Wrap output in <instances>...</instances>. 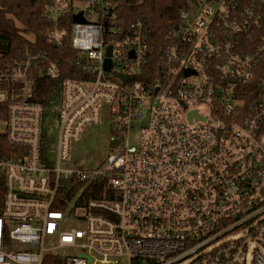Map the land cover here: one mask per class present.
Masks as SVG:
<instances>
[{
    "label": "built area",
    "instance_id": "1",
    "mask_svg": "<svg viewBox=\"0 0 264 264\" xmlns=\"http://www.w3.org/2000/svg\"><path fill=\"white\" fill-rule=\"evenodd\" d=\"M44 17L82 78L63 80L44 125L34 86L60 76L59 60L26 48L0 71V264H264V0H185L157 49L114 0H47ZM105 119L112 149L145 119L139 145L77 164ZM97 180L111 196L82 202Z\"/></svg>",
    "mask_w": 264,
    "mask_h": 264
},
{
    "label": "trees",
    "instance_id": "2",
    "mask_svg": "<svg viewBox=\"0 0 264 264\" xmlns=\"http://www.w3.org/2000/svg\"><path fill=\"white\" fill-rule=\"evenodd\" d=\"M47 0H0V71L15 64L18 57L29 48L33 52L49 54L59 60L61 74L57 79L40 76L36 80L33 100L43 105L44 125L56 115V106L60 100L62 82L67 77L82 78L79 69L71 63L75 51L70 39L66 38L62 45L51 44L45 28L49 26L45 13ZM116 9L125 23L142 21L152 32V46L157 49L162 43L164 32L178 21L179 12L185 0H114ZM159 60L152 59L146 73L150 76H160ZM5 105L0 104L1 111ZM5 138L0 135V151L5 147ZM5 172L0 170V215L3 211L5 196ZM70 197L71 193H67ZM111 196V190L105 180L92 182L83 191L81 201L89 199H105ZM44 264H65L63 258L49 254Z\"/></svg>",
    "mask_w": 264,
    "mask_h": 264
},
{
    "label": "rangeland",
    "instance_id": "3",
    "mask_svg": "<svg viewBox=\"0 0 264 264\" xmlns=\"http://www.w3.org/2000/svg\"><path fill=\"white\" fill-rule=\"evenodd\" d=\"M145 123V119L133 120L129 128L128 137L123 139L121 145L116 149H112L110 144L112 128L107 119H105L102 125L90 126L78 144V151L75 155L77 164L92 170L104 167L106 159L110 154L119 152L121 148L127 145H139L142 127ZM3 130L4 125L0 122V133ZM67 264H70V259Z\"/></svg>",
    "mask_w": 264,
    "mask_h": 264
},
{
    "label": "water",
    "instance_id": "4",
    "mask_svg": "<svg viewBox=\"0 0 264 264\" xmlns=\"http://www.w3.org/2000/svg\"><path fill=\"white\" fill-rule=\"evenodd\" d=\"M74 20L75 21H81V22H83L84 21V18H83L82 12L80 14L75 15ZM107 54H108V56H111V54H112V47H109ZM111 67H112V61H111L110 57H108L106 59V61H105V69L107 71H109L111 69ZM116 76L119 77V78H121V79H123V80H127L129 78H133V76L122 75V74H117Z\"/></svg>",
    "mask_w": 264,
    "mask_h": 264
}]
</instances>
